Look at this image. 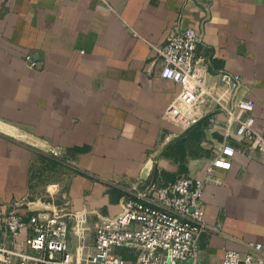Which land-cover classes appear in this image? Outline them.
<instances>
[{
    "label": "crops",
    "instance_id": "crops-1",
    "mask_svg": "<svg viewBox=\"0 0 264 264\" xmlns=\"http://www.w3.org/2000/svg\"><path fill=\"white\" fill-rule=\"evenodd\" d=\"M175 24L200 32L195 58L209 87L223 70L240 74L264 127V0H0V211L20 202L27 212L32 162L53 149L73 170L67 209L89 220L117 214L150 160L159 183L205 177L224 139L222 112L163 150L183 130L162 119L179 86L160 77L154 47ZM201 211L217 230L200 236V264L264 245V159L237 153L215 169Z\"/></svg>",
    "mask_w": 264,
    "mask_h": 264
},
{
    "label": "built area",
    "instance_id": "built-area-1",
    "mask_svg": "<svg viewBox=\"0 0 264 264\" xmlns=\"http://www.w3.org/2000/svg\"><path fill=\"white\" fill-rule=\"evenodd\" d=\"M199 42L197 29L175 24L154 49L160 77L179 86L162 115L164 121L184 130L213 111L225 116L224 139L206 165L205 177L178 174L159 183L156 171L151 179V167L141 187L124 191L117 214H95L93 220L88 218L91 212L50 203H40L37 209L25 204L27 212H22L24 204L15 202L0 211V264H200V236L217 230L201 211L206 177L215 169L228 170L237 153L264 159V127L254 126V101L240 74L223 70L216 84L208 86L195 58ZM25 60L30 67L36 65L31 55ZM230 136L237 143H231ZM51 153L62 155L59 149ZM22 230L25 237L20 241ZM71 236L78 242L74 248ZM220 264H264V245L248 243L244 252L226 250Z\"/></svg>",
    "mask_w": 264,
    "mask_h": 264
},
{
    "label": "rangeland",
    "instance_id": "rangeland-1",
    "mask_svg": "<svg viewBox=\"0 0 264 264\" xmlns=\"http://www.w3.org/2000/svg\"><path fill=\"white\" fill-rule=\"evenodd\" d=\"M54 158H35L31 165L30 202L67 207L66 191L73 170L67 167V162L52 154Z\"/></svg>",
    "mask_w": 264,
    "mask_h": 264
},
{
    "label": "water",
    "instance_id": "water-1",
    "mask_svg": "<svg viewBox=\"0 0 264 264\" xmlns=\"http://www.w3.org/2000/svg\"><path fill=\"white\" fill-rule=\"evenodd\" d=\"M190 129V127L189 128H186V129H184L181 133H179L174 139H172L164 148H163V150H165L170 144H172L173 142H175V141H177V140H182L183 139V135L188 131ZM162 150V151H163ZM161 155V152L158 154V157ZM151 167H152V174H151V179L153 180L154 179V175H155V171H156V166L155 165H153V162L150 160V161H148L146 164H145V166H144V168H143V170H142V176H141V179L142 180H145V179H147V177H148V175H149V172H150V170H151ZM29 207L31 208V209H37V208H40V206L39 205H37V204H34V203H30L29 204Z\"/></svg>",
    "mask_w": 264,
    "mask_h": 264
}]
</instances>
